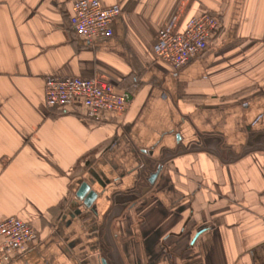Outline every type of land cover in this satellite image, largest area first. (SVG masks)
<instances>
[{
    "label": "crops",
    "instance_id": "0c3cea01",
    "mask_svg": "<svg viewBox=\"0 0 264 264\" xmlns=\"http://www.w3.org/2000/svg\"><path fill=\"white\" fill-rule=\"evenodd\" d=\"M98 1L120 15L89 45L72 0H0V222L37 232L9 264H264V0ZM205 12L220 27L202 55L155 57L163 25ZM47 77L132 102L97 121L49 109Z\"/></svg>",
    "mask_w": 264,
    "mask_h": 264
},
{
    "label": "built area",
    "instance_id": "2783aa9c",
    "mask_svg": "<svg viewBox=\"0 0 264 264\" xmlns=\"http://www.w3.org/2000/svg\"><path fill=\"white\" fill-rule=\"evenodd\" d=\"M119 15L117 5L105 7L98 0H72L69 23L78 38L94 45L112 37V24ZM173 26L169 22L159 29L152 51L157 59L179 70L208 49L211 38L219 30L220 21L215 15L205 12L190 18L181 33L174 32ZM132 98L131 92L118 91L97 78L47 77L44 82L46 107L64 109L78 106L95 121L105 113H126ZM36 240L37 232L27 223L16 218L0 222V264H9L14 256L26 251Z\"/></svg>",
    "mask_w": 264,
    "mask_h": 264
},
{
    "label": "water",
    "instance_id": "95a60500",
    "mask_svg": "<svg viewBox=\"0 0 264 264\" xmlns=\"http://www.w3.org/2000/svg\"><path fill=\"white\" fill-rule=\"evenodd\" d=\"M160 169H158L156 171V173H153L149 180L148 183L151 184L153 182V180L157 177V174L159 172ZM76 197L78 200H80L82 202V205L87 208V209H93V203L97 197V194L95 192H93L90 187L83 183L80 188L78 189L77 193H76Z\"/></svg>",
    "mask_w": 264,
    "mask_h": 264
}]
</instances>
